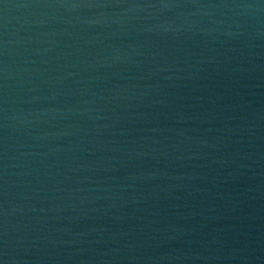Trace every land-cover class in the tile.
<instances>
[{"label":"water","instance_id":"1","mask_svg":"<svg viewBox=\"0 0 264 264\" xmlns=\"http://www.w3.org/2000/svg\"><path fill=\"white\" fill-rule=\"evenodd\" d=\"M0 264H264V0H0Z\"/></svg>","mask_w":264,"mask_h":264}]
</instances>
